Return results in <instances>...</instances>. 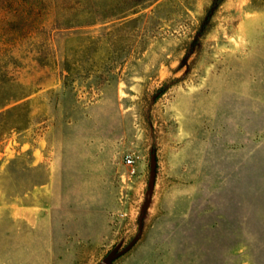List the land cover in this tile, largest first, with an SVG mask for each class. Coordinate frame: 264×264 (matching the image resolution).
Here are the masks:
<instances>
[{
    "label": "rangeland",
    "instance_id": "374dc122",
    "mask_svg": "<svg viewBox=\"0 0 264 264\" xmlns=\"http://www.w3.org/2000/svg\"><path fill=\"white\" fill-rule=\"evenodd\" d=\"M0 264H264V0H0Z\"/></svg>",
    "mask_w": 264,
    "mask_h": 264
},
{
    "label": "built area",
    "instance_id": "2783aa9c",
    "mask_svg": "<svg viewBox=\"0 0 264 264\" xmlns=\"http://www.w3.org/2000/svg\"><path fill=\"white\" fill-rule=\"evenodd\" d=\"M132 160L127 159V164H131Z\"/></svg>",
    "mask_w": 264,
    "mask_h": 264
}]
</instances>
